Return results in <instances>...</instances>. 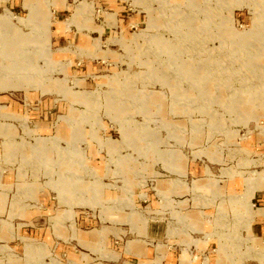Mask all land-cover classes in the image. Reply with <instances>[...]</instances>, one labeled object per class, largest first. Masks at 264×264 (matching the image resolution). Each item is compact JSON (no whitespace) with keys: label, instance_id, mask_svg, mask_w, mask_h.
I'll return each mask as SVG.
<instances>
[{"label":"rangeland","instance_id":"rangeland-1","mask_svg":"<svg viewBox=\"0 0 264 264\" xmlns=\"http://www.w3.org/2000/svg\"><path fill=\"white\" fill-rule=\"evenodd\" d=\"M263 93L264 0H0V223L48 229L19 232L26 251L8 257L85 264L80 248H63L80 229L107 224L82 227L85 215L118 224L104 243L118 264H144L124 246L150 220L168 222V233L184 228L170 213L181 205H164L158 181L180 153L210 167L194 182L214 186L194 203L211 227L210 264H264V235L253 232L264 225L253 199L264 192ZM26 97H65L74 109L54 108L51 133L14 112L17 101L41 104ZM148 188L160 200L153 209L139 200Z\"/></svg>","mask_w":264,"mask_h":264},{"label":"crops","instance_id":"crops-1","mask_svg":"<svg viewBox=\"0 0 264 264\" xmlns=\"http://www.w3.org/2000/svg\"><path fill=\"white\" fill-rule=\"evenodd\" d=\"M69 95H75V91H69ZM38 98L39 97L27 98L31 102L36 103L37 101V103H41L36 108L31 107V105L30 107H26L22 102L17 101L20 107L16 104V111L14 112L21 115H27L31 121L32 119H35L38 125H40L39 127H47L46 130L51 133H55L57 131V127L55 125L57 124L53 122V118H55L54 116L57 114L56 109L54 108H60L61 106L64 108L62 111L70 112L74 109L73 104L71 103V101L66 100L67 98L65 97L61 99V102L56 99H50L49 97H41V102V100ZM38 108L41 109L40 112L36 111L38 110ZM53 109L55 110L54 112ZM69 116L70 114H58L57 117L69 118ZM54 136L48 135L45 137ZM178 154L176 153L174 158H171L170 161H167L168 165H166V168L162 165L159 167L161 171H166L168 173V177L160 178L158 181L160 187L159 191L162 193V195H164V205H166V202L171 203L172 201L181 205L180 208H176L174 211L170 210V213L177 214L180 216V218H182L181 220L184 224V228L182 229L178 226L180 229L177 228L178 231L176 230L175 234H173L172 231L168 233V222H164L161 225L160 223L154 224V221L150 220V222L147 224L146 229L144 230L146 235H142V238L129 240L134 242L133 247L130 248L129 241L124 246V251L129 257H131V259L137 258V260L139 261L140 257H142V259L147 260V262H144V264H151L152 262L156 261L157 257L161 258L162 264H191L192 262V264H194L196 260L201 264H210L209 261L213 256V254L211 253L212 251H210L213 245L210 238L212 237L210 234L211 227H208V220L206 219L207 215L204 216V211L199 209L198 205H194V203L197 202L200 197L207 199V196L209 195L208 190H211L214 187L210 186L209 184H202L204 186L195 187L194 183L195 180L206 179L211 176V174L208 173V168L210 169V167L205 166L199 162H194L192 160H185L181 154ZM104 183L106 185L111 184L108 182ZM125 184L128 193H133L132 189L133 185H135V182L129 178V181H127ZM228 188L230 192L233 190L235 191L233 183L230 184ZM143 194V196H146L147 198L142 199L141 197H139V200L142 202H147L148 204L146 205V207H149L150 209H153L154 203L156 206V204L160 202V200L157 199L156 194L150 188L146 189V192H143ZM109 195L110 197H113L115 195L121 196V193L117 192L116 194L115 191L112 190L111 194ZM253 199H257L260 204H264V192L261 191V189L256 190ZM181 201H184V203H181ZM164 205H160V207H163ZM258 208H264V206ZM24 215L26 216V213H24ZM19 216L16 215V218L18 219ZM35 216L36 215H34V213H27V217H29L30 220H32V218H34ZM262 217L263 216H258V219ZM6 218L9 217L6 216ZM6 218L5 221L8 222ZM19 219L25 218L21 217ZM93 221L96 222V225L100 226H102L103 222L107 224L102 228L93 227L80 229L78 234L75 233L78 245L71 244V242L67 244V242H65V244L63 245V248H65L64 250L73 253L78 251L75 247L80 248V259H84L87 264H118L120 253L114 248L113 245L111 247L108 245H104V243L108 244L110 240L109 234L107 235V233L112 230L115 231L117 228L116 226V228L111 226L113 225L112 223H115V225L118 224L109 220L97 221L85 215L82 216L80 220L82 227L83 225L85 226L88 223L92 224ZM6 222L0 223V242H2L0 243V264H24V260L26 262L30 257L27 256L23 259L8 257L9 255L14 254L12 253V251H15L19 248L24 250V252L26 251L25 244L18 246L19 242L14 238H17L19 232L32 236L37 235L38 233H47L48 229L44 230L42 228H37L35 227V225H31L30 223L23 222L21 223L25 224V226L22 225L20 227H17V221L15 225H11V223L9 222L7 224ZM156 227L160 229L159 232L155 231ZM253 230V232L256 231V233L264 235V225L262 226L260 224H257L254 226ZM97 231L100 232L96 233ZM196 233H199L200 236H193V234ZM114 235L115 234H112V237L116 238ZM155 239H157L156 241L162 240L159 244L160 248H157V245H153L151 242H149L150 240ZM117 242L118 241H116V243ZM33 252L34 255L36 254L38 256L37 252L35 253L34 247H32V249H28V253H30V255H32ZM159 254H161V256ZM98 260H104L105 262ZM157 261L160 262L158 258ZM243 264L256 263L244 262Z\"/></svg>","mask_w":264,"mask_h":264},{"label":"bare ground","instance_id":"bare-ground-1","mask_svg":"<svg viewBox=\"0 0 264 264\" xmlns=\"http://www.w3.org/2000/svg\"><path fill=\"white\" fill-rule=\"evenodd\" d=\"M264 94V93H263Z\"/></svg>","mask_w":264,"mask_h":264}]
</instances>
